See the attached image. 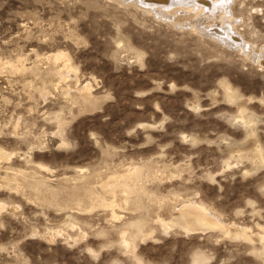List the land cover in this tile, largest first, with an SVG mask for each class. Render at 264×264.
<instances>
[{"label":"rangeland","instance_id":"1","mask_svg":"<svg viewBox=\"0 0 264 264\" xmlns=\"http://www.w3.org/2000/svg\"><path fill=\"white\" fill-rule=\"evenodd\" d=\"M184 2L0 0V264H264V0Z\"/></svg>","mask_w":264,"mask_h":264},{"label":"bare ground","instance_id":"2","mask_svg":"<svg viewBox=\"0 0 264 264\" xmlns=\"http://www.w3.org/2000/svg\"><path fill=\"white\" fill-rule=\"evenodd\" d=\"M156 1H158V0H156ZM192 0H186V2H184V3H182V6H184V7H186V6H189L190 8H194L193 6L191 7V5H195V7L196 6H205V2H199L198 4L196 3V4H194V3H192L191 2ZM197 1H199V0H197ZM164 2H166V3H168L169 2V0H164ZM172 3V2H171ZM170 3V4H171ZM175 3V2H174ZM177 3V2H176ZM178 3H180V2H178ZM217 4V3H216ZM230 5V4H229ZM219 6V5H218ZM205 7H209V5L207 6H205ZM160 8V7H159ZM200 9H201V7H200ZM210 10V9H209ZM208 12V11H207ZM169 16V15H168ZM228 22V21H227ZM231 25V24H230ZM220 36V35H219ZM189 202V201H188ZM184 207V210H186V211H189V212H193L194 213V215L196 214V215H199V216H201V217H203L204 218V220L206 219H208V221H210L209 219H213V217L210 215V213H209V209L208 208H206V207H204L203 205L202 206H198V207H196V205L195 206H189V205H185V206H183ZM208 209V210H207ZM188 212V213H189ZM192 214V213H191ZM215 220V223H214V221L212 220L211 222H208V223H214V224H216V223H218V220L216 221V219H214ZM220 223V222H219Z\"/></svg>","mask_w":264,"mask_h":264}]
</instances>
